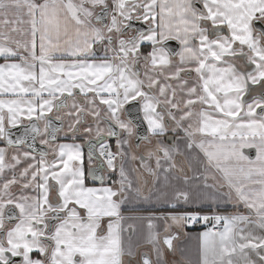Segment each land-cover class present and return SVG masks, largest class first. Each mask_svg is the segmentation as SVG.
Here are the masks:
<instances>
[{
    "label": "snow or ice",
    "instance_id": "6c2138e0",
    "mask_svg": "<svg viewBox=\"0 0 264 264\" xmlns=\"http://www.w3.org/2000/svg\"><path fill=\"white\" fill-rule=\"evenodd\" d=\"M0 58V264H264V0H0Z\"/></svg>",
    "mask_w": 264,
    "mask_h": 264
},
{
    "label": "crops",
    "instance_id": "0c3cea01",
    "mask_svg": "<svg viewBox=\"0 0 264 264\" xmlns=\"http://www.w3.org/2000/svg\"><path fill=\"white\" fill-rule=\"evenodd\" d=\"M3 59L0 58V63H3ZM1 145V144H0ZM247 154H249L250 156H254V150H248L246 149L245 150ZM50 159V158H49ZM181 159V158H178V160ZM87 163V161H86ZM150 163H153L154 162H150ZM126 168L128 169H131L133 167H140V164L137 162V161H128L126 163ZM131 175H135V173H130ZM189 175H191V173H189ZM149 180H151V177H148ZM89 184H93L92 182H89ZM163 183V178L161 176V180L157 183V186L159 187L161 184ZM151 186V184L149 185ZM127 205V204H126ZM130 206L132 207V209H136V213H132L129 211V213H126L125 215H132V214H140V215H149L150 213L154 212L153 210H158V209H168V211H198V210H208L209 212L210 211H213L214 208H213V205L209 202H202L199 207L195 206V205H191V206H188V205H184L183 203H178L175 205V207H171L170 205L166 204V203H161V204H158V203H155V202H144V201H139V202H134L132 204H130ZM217 211H220V213H231L234 211L233 207L231 204H228L226 202H222L218 208L216 209ZM124 212V211H123ZM145 224V228H144V232L146 231L145 235H144V239L145 237L147 236V233H148V228H147V221H144ZM127 224L128 222L125 223V232H124V239H125V242L127 243L128 241V238L131 237V242L134 240L135 236L140 233L137 226L134 225V228L131 232V234L128 232V228L127 227ZM205 225L202 224L201 225V229L200 230H197L195 231L194 233H192L190 235L191 238H188L186 240V243H183V246H182V249H185L186 247L189 248V251H187V254L189 256H193L196 257L197 256V253H198V245H199V241L197 239H195V237L200 233V232H203L205 231ZM204 228V229H203ZM144 244V242H143ZM146 246V250L149 251L150 250V247L146 244H144ZM187 250V248H186ZM186 254V253H185Z\"/></svg>",
    "mask_w": 264,
    "mask_h": 264
},
{
    "label": "flooded vegetation",
    "instance_id": "af4514ba",
    "mask_svg": "<svg viewBox=\"0 0 264 264\" xmlns=\"http://www.w3.org/2000/svg\"><path fill=\"white\" fill-rule=\"evenodd\" d=\"M170 46L172 47V48H174V49H177L178 48V44H177V42H175V41H173V42H170ZM99 47V45H97V48ZM101 53H98V55H100ZM78 99H82V98H80V97H78ZM67 119V118H66ZM90 123H91V120L89 121ZM26 123V122H25ZM169 136H171V133H169ZM167 139V138H166ZM57 142L58 143H62V142H71V140H68V139H65V137L63 136V134L61 135V136H59L58 135V139H57ZM77 142H81L82 143V141H80V140H77ZM110 143H112L113 144V146H114V140H111V141H109ZM137 143V141L136 140H133V144L135 145ZM147 146V143L145 142V143H142L141 144V147L139 148V149H134L138 154L139 153H142L141 151H143L144 150V146ZM3 146V145H2ZM84 151H85V149H84ZM87 155V153H86V151H85V156ZM50 159L52 158L51 156L49 157ZM138 163H139V161H137ZM112 179H118V175L117 174H113V176H112ZM89 182H92L90 179H89ZM95 186H100V184H95ZM14 191H18V189L17 190H14ZM123 211H125V210H123ZM127 211V210H126ZM220 212V211H219ZM158 213V212H157ZM201 226H196V227H187L186 229H185V231L186 232H188L190 235L192 234V233H194L195 231H197V230H200L201 228H200ZM127 228V227H126ZM208 227H205V229H207ZM204 229V228H203ZM132 230L133 229H128V232L131 234V232H132ZM189 237H185V236H181V238H180V240L179 241H177V242H175L176 244H177V249H178V251L176 252V254L175 255H173V254H171V253H169L168 254V256H167V258H168V260L169 261H173V262H175V261H179V259H180V256H181V253H180V249H182V246H183V243H186V240L188 239ZM144 245V244H143ZM186 248H187V250H186ZM185 249H184V252L186 253V255H188L187 254V251H189V248L188 247H186ZM140 251L141 252H143V251H147L146 250V246L144 245L143 247H141L140 248ZM33 255H36V253H34ZM192 258L193 259H196L197 258V256L196 257H194V255L192 256ZM14 259H16V261H17V264H19V260H20V258H14ZM126 259V261H127V258H125Z\"/></svg>",
    "mask_w": 264,
    "mask_h": 264
},
{
    "label": "rangeland",
    "instance_id": "374dc122",
    "mask_svg": "<svg viewBox=\"0 0 264 264\" xmlns=\"http://www.w3.org/2000/svg\"><path fill=\"white\" fill-rule=\"evenodd\" d=\"M62 134H60L59 136H61ZM170 142V141H169ZM146 147H149V145H145L144 146V150H145V148ZM144 150L143 151H141L142 153L144 152ZM86 151V150H85ZM128 209H132V207L130 206V204H127V205H125L124 207H123V210H125L124 211V214H126V213H129V211H128ZM127 210V211H126ZM228 214V213H227ZM128 223H131V224H133V225H136L137 226V228H138V230H139V232L140 233H138L136 236H135V238H134V240L132 241V243L135 245V244H143V242H144V235H145V233H146V231L144 232V228H145V224L146 223H144V221H128Z\"/></svg>",
    "mask_w": 264,
    "mask_h": 264
},
{
    "label": "water",
    "instance_id": "95a60500",
    "mask_svg": "<svg viewBox=\"0 0 264 264\" xmlns=\"http://www.w3.org/2000/svg\"><path fill=\"white\" fill-rule=\"evenodd\" d=\"M177 50H178V48H177ZM145 127H146V126H142L141 129H140V131H141L142 134H145V133H144V128H145ZM14 131H16V134H17V135H20V134H22L23 129L20 128L19 130H14ZM137 143H138V141H137ZM38 147H42V146L38 145ZM85 150H86V153H87V146H85ZM95 183L99 184V181H95Z\"/></svg>",
    "mask_w": 264,
    "mask_h": 264
},
{
    "label": "built area",
    "instance_id": "2783aa9c",
    "mask_svg": "<svg viewBox=\"0 0 264 264\" xmlns=\"http://www.w3.org/2000/svg\"><path fill=\"white\" fill-rule=\"evenodd\" d=\"M208 214H211V213H208ZM203 223H200V224H195V225H192V226H189V227H196V226H201ZM211 226V223H209V227Z\"/></svg>",
    "mask_w": 264,
    "mask_h": 264
},
{
    "label": "trees",
    "instance_id": "16d2710c",
    "mask_svg": "<svg viewBox=\"0 0 264 264\" xmlns=\"http://www.w3.org/2000/svg\"><path fill=\"white\" fill-rule=\"evenodd\" d=\"M160 211H168V209H159V210H155V212H160ZM198 211H205V210H198Z\"/></svg>",
    "mask_w": 264,
    "mask_h": 264
}]
</instances>
